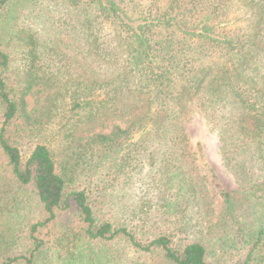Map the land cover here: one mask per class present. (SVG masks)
<instances>
[{
    "label": "trees",
    "instance_id": "trees-1",
    "mask_svg": "<svg viewBox=\"0 0 264 264\" xmlns=\"http://www.w3.org/2000/svg\"><path fill=\"white\" fill-rule=\"evenodd\" d=\"M0 264H264V0H0Z\"/></svg>",
    "mask_w": 264,
    "mask_h": 264
},
{
    "label": "rangeland",
    "instance_id": "rangeland-1",
    "mask_svg": "<svg viewBox=\"0 0 264 264\" xmlns=\"http://www.w3.org/2000/svg\"><path fill=\"white\" fill-rule=\"evenodd\" d=\"M29 104L32 108L34 100L29 99ZM186 132L201 173L206 178L210 192L214 196L215 211L218 216L223 208V195L238 191L239 186L224 165L218 136L201 113L194 111L190 116L186 123Z\"/></svg>",
    "mask_w": 264,
    "mask_h": 264
}]
</instances>
